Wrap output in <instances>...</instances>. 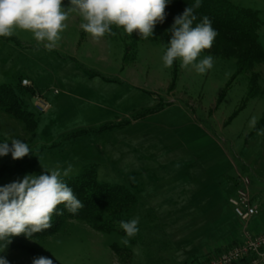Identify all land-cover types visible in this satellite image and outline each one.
Masks as SVG:
<instances>
[{"label": "rangeland", "instance_id": "1", "mask_svg": "<svg viewBox=\"0 0 264 264\" xmlns=\"http://www.w3.org/2000/svg\"><path fill=\"white\" fill-rule=\"evenodd\" d=\"M225 1L257 15L264 50V0ZM65 23L53 50L26 30L17 29L13 40L0 37V84L27 79L35 94L20 95L33 130L0 111V143L15 138L37 152L27 175L71 164L73 177L95 165L100 183L123 185L139 200L130 215L139 218V232L125 246V237L69 220L22 249L0 248V256L9 264H32L39 256L53 264H193L232 244L217 247L225 239L218 230L223 218L239 230L228 204L231 178L264 176V125L253 131L264 118V61L238 73L235 57L219 55L199 75L179 62L163 67L168 36L161 24L152 37L127 43L132 51L125 55L122 28L112 26L114 34L97 42L76 13ZM36 95L49 104L47 111H37ZM26 157L0 156V169ZM232 163L240 170L235 177ZM24 177H3L0 187ZM112 244L128 252L118 257Z\"/></svg>", "mask_w": 264, "mask_h": 264}, {"label": "clouds", "instance_id": "2", "mask_svg": "<svg viewBox=\"0 0 264 264\" xmlns=\"http://www.w3.org/2000/svg\"><path fill=\"white\" fill-rule=\"evenodd\" d=\"M171 0H70L65 10L62 0H0V37H11L17 29L30 31L38 45L53 50L61 40V33L67 28L65 21L70 13H76L80 27L94 41L106 34H114L112 26L122 28L128 35L138 33L141 39L152 37L157 24L166 18V8ZM200 7V0L186 7L181 15L174 18L168 30L170 42L161 57L164 68H171L179 62L181 69H194L204 75L214 67V57L203 55L211 49L218 32L212 21L204 16L199 23L194 10ZM255 124V118L252 125ZM11 153L13 160L22 159L31 153L29 145L12 138L0 143V156ZM47 173L25 175L16 182L0 187V240L10 242L11 237H31L52 227L54 215H63L58 209L63 205L70 214H76L84 207L71 187L63 179L73 171L71 164L61 171L57 166L46 169ZM139 218L121 221L125 232L121 241L127 246L130 239L139 232ZM0 264H9L0 256ZM32 264H53V260L39 256Z\"/></svg>", "mask_w": 264, "mask_h": 264}, {"label": "trees", "instance_id": "3", "mask_svg": "<svg viewBox=\"0 0 264 264\" xmlns=\"http://www.w3.org/2000/svg\"><path fill=\"white\" fill-rule=\"evenodd\" d=\"M197 0H171L166 8V18L161 24L166 29L168 43L171 39V32L168 31L174 23V18L181 15L186 7L193 6ZM62 5L69 7L70 0H62ZM199 23L204 16L212 21V27L218 32L211 49L205 53L213 57H235L237 59L238 73L245 72L253 64L264 61V50L262 49L257 32L260 21L257 15L246 9L233 6L225 0H200V7L194 10ZM124 52L125 55L132 51L127 43L135 44L141 41L138 33L128 35L125 31ZM13 40L11 37H4ZM21 45V44H20ZM167 46L165 47L166 51ZM126 58V57H125ZM175 62L173 64V67ZM175 77L173 78V80ZM21 79H18L15 86L0 84V111L9 115L13 119L19 120L28 131L33 130L32 114L28 112L20 101V95H34L32 88L23 87ZM105 81L109 79L104 77ZM253 78L250 80V82ZM249 89V95L254 96V91ZM250 92L252 94H250ZM264 125V118L255 127V130ZM36 154H30L23 160H19L13 167L0 169V179L3 177L12 178L20 174L27 175L36 162ZM71 187L84 207L76 214L68 213L63 205L58 209L63 215H54L52 227L40 233H35L31 237L23 234L11 237L10 242L0 240V248L4 250H16L24 247V242L29 239H42L58 233L69 220H76L86 223L92 230L103 234H116L125 237L124 230L120 227V222L130 220L131 212L139 204V200L123 185H108L97 180L95 165L83 168L76 176L63 178ZM111 250L118 257H123L128 250L120 248L115 244L111 245Z\"/></svg>", "mask_w": 264, "mask_h": 264}, {"label": "built area", "instance_id": "4", "mask_svg": "<svg viewBox=\"0 0 264 264\" xmlns=\"http://www.w3.org/2000/svg\"><path fill=\"white\" fill-rule=\"evenodd\" d=\"M21 85L30 87V82L22 79ZM57 93L58 91L55 90L54 94ZM35 98L39 113L50 108L46 101L40 99V96L36 95ZM249 188V178L238 174L235 180V191L228 199L232 213L241 225L239 238L225 248H219L205 255L193 264H264V229L259 232L249 229L250 222L259 213L258 206L252 201Z\"/></svg>", "mask_w": 264, "mask_h": 264}, {"label": "crops", "instance_id": "5", "mask_svg": "<svg viewBox=\"0 0 264 264\" xmlns=\"http://www.w3.org/2000/svg\"><path fill=\"white\" fill-rule=\"evenodd\" d=\"M254 161L251 160V163H253ZM257 162V161H256ZM255 162V163H256ZM248 163L247 165L243 166V168H246V166L250 167V164ZM232 170L234 172V177L236 176L237 173H240V170L236 167V165L234 163H232L231 165ZM251 174V178L250 180V194H251V198L252 201L255 205L258 206V215L250 222V228L252 231H261L262 229H264V176H259L256 173H250ZM255 174V175H254ZM234 178H231L232 182H233V193L235 191V183H234ZM211 199V198H210ZM232 212V211H231ZM233 215V214H232ZM226 218H223L220 222L221 224L218 226L219 227V231L221 233V237L220 238H225L222 239L219 244L217 245V247L223 246L222 244H229L230 242L234 241L235 239H237V233L239 234L241 225L239 223V221L235 218V216H233L232 220H236L238 223V232L237 229L232 230L231 229V222L227 223V221H225ZM198 258H202V257H198ZM200 259H197L196 262H198Z\"/></svg>", "mask_w": 264, "mask_h": 264}, {"label": "bare ground", "instance_id": "6", "mask_svg": "<svg viewBox=\"0 0 264 264\" xmlns=\"http://www.w3.org/2000/svg\"><path fill=\"white\" fill-rule=\"evenodd\" d=\"M34 95H35V94H34ZM34 95H33V96H34Z\"/></svg>", "mask_w": 264, "mask_h": 264}]
</instances>
